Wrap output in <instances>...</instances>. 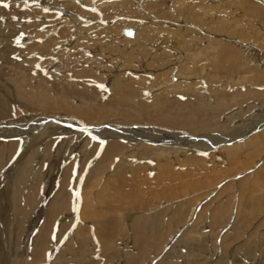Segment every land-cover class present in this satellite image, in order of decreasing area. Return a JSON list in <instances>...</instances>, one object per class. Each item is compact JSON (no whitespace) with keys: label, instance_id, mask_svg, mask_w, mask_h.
I'll return each instance as SVG.
<instances>
[{"label":"rangeland","instance_id":"rangeland-1","mask_svg":"<svg viewBox=\"0 0 264 264\" xmlns=\"http://www.w3.org/2000/svg\"><path fill=\"white\" fill-rule=\"evenodd\" d=\"M48 1L59 2L61 4V0H48ZM83 1H86V3L82 10L84 12L90 13L91 15L95 11L96 20L91 23L84 24L83 26H85V28L87 29L84 28L85 31L79 37H85L84 39L85 42L87 41L94 42V40L95 41L97 40L96 42L97 46L94 47L93 45H90V47L93 49L88 50L87 49L88 42H87L83 47L80 48V44H82L84 40L82 41L81 39H78V35L66 36L65 34H63L60 36L57 33H52V32H49L44 36H37L36 33L33 32L32 34H34L37 38L36 41L38 43H41L43 42L42 38L45 37L51 38L52 40L50 41V46L55 43L53 39H55L56 37H58L60 40L66 41V43L63 45H65V51H67L66 52L67 54L65 55L63 54V58H61V61L63 63L61 67L64 68V71H65V67H66V71H68V68L70 69V72L72 74L71 78L74 81L78 80V76L76 72H73V69H77L78 67H80L78 68L80 72H84L87 76L89 77L91 76L95 79L98 78L97 79L98 82L95 84L96 86H99V88L96 91V96L103 100L104 98L105 99L107 98V94H112V92L110 91L108 92L104 85L107 78L105 79L103 84H100L102 80V75H111L109 78L113 76V79L116 78L118 80L121 79L120 84L126 83L127 85H137V86L141 85L142 80H147V82L152 80V82L149 83L148 90L151 88L150 91H155L154 92L155 95L160 93H166V91H162V86L164 84L162 83V81L165 80L167 76L165 75L160 77V74L165 70V68L164 69L159 68L156 70L150 69L145 71L144 68H142V63L140 59L129 58L131 56L128 55L127 53L134 54L136 50L131 49L128 52H126L129 45H126L125 42L127 41V39H132V38L125 37L121 31H120V36H117V38H120L122 41L120 40L110 41L109 38H101L102 35L98 34V33H102L101 31H99V27L104 28L105 24L103 22L104 20L99 19L100 17L97 11L98 10L97 4L100 2L104 3V1L106 3H110V2H117L120 0H116V1L83 0ZM165 1L167 2H165V4H162V2H164L162 0H147L145 2V5L142 6L140 9L136 7L135 3L123 7H119L116 11L119 15L122 16V18H118V19L128 21L129 9L133 5L132 9L136 10V12L138 13H143V12L150 13L149 16L142 17V19L136 20L137 22L142 24H148L150 22H156V24L162 23L160 21L161 18H167L170 20L173 19L180 20L184 12L180 15H177V17H175L171 13L172 9L170 5L171 4L174 5L176 3L175 2L176 0L174 1L165 0ZM241 1L242 0H240V2ZM244 1L245 2L250 1L251 3L255 4V0H244ZM236 2L238 3V0H236ZM236 2L235 0H178L176 3L177 6L175 5L174 7L177 10L178 6L181 3H183V5L179 6L181 10L187 7L189 9L187 13H193L195 18H201V19L204 18L205 11L209 12V16H207V18L205 19V25L203 27V30L207 33L206 35H204L205 37H207L204 41L207 44L211 43L212 46V44L215 42V45L222 46L225 42H229V41L237 42L234 39V38L239 39L236 33L243 32L246 36H248L247 38L249 40L246 43H241V46L255 53L257 52L256 54L259 55L258 54L259 47H261L260 43L262 39H264V34L263 31L261 32L257 31L256 26L258 25L261 26L262 22L255 20L251 22L248 21L244 22V18L246 16L243 12L244 6L235 7V4H237ZM0 6L5 7L1 3ZM159 6H165V9L160 13L158 9ZM1 7H0V13L4 11L2 10ZM239 8L240 11H238ZM208 9L211 11H208ZM5 10H7V8H5ZM42 11L45 12V16L43 18L39 17L37 19H31L28 16L27 18L24 19L26 15L13 16L14 19L18 20L17 24L16 23L9 24L10 22L9 20H5L3 19V17L0 18V126L5 128L4 131H0V142L5 144L10 141L20 142L21 139L23 141V139L27 137L26 135H23L21 138V134L24 133V131L21 129V126H18L17 128L19 129H17L12 127V125L14 124L19 125L20 124L19 122H21L22 119H25V117L31 119L33 118L32 124L34 125L35 118L39 119L43 115L39 111L38 113H40V115L37 112H33V111L31 112L32 107L34 106L28 104L25 98H22L20 96L21 94L20 95L18 94L20 85H22L23 83L21 84V82L17 80V78L20 75H23V77L25 75L28 77V80H31L33 83L37 77L35 71L40 70L39 68L41 67V64L44 63V61L46 63L52 61L50 55H44L42 53H39V56H36L32 54L30 59H35L30 64L31 68L35 70L32 73H30V70L26 67L25 64H23V61L25 60V56L22 55H26L27 53L26 52L21 53V52L25 50V46L27 45L28 41L31 38V34L29 33L30 29L31 28L35 29L33 27L35 25L37 26V32H38L42 29V27H48L50 22L49 15L54 13V11L47 10L46 8H43ZM9 12L11 13L13 11H9ZM151 15H154L155 19H153ZM67 20L68 21L62 23V25L66 27H70L72 22L69 18H67ZM221 21L226 22V26L223 28L221 27ZM92 25H97V26L93 28L94 26ZM250 25H252L253 28H251ZM218 26H220L223 29V31L219 29ZM134 28L135 27H131V29ZM134 30L137 31L136 28ZM193 30H194L193 32H187L186 34H183L182 32L181 36L182 37L186 36L197 42L198 40L196 39V36L202 33H200L198 29H193ZM96 32L97 34H93ZM70 34H72V32H70ZM102 39H105L106 42L99 46L98 43H101ZM180 43H182V41H180L179 39V44ZM114 45H118L121 48L124 47L123 51L121 53H113L114 55L110 54L112 53V50H117L113 48ZM165 45H168V41H166ZM108 46L112 47L110 53L107 52V50H109L107 49ZM49 51L51 50H48V52ZM162 51L163 52L159 54V56L162 57L167 56L165 50ZM210 53L214 54L215 52H213V50L211 49ZM246 57L247 56L244 55L242 56V58H240V60L246 59ZM52 62H56V61H52ZM103 65H108L109 67L105 68V66ZM41 68L44 69L45 66H42ZM118 68L121 69L119 71H116ZM242 68L243 67H241V69ZM90 69L93 70L92 73H90L89 71ZM171 73L183 79L182 72H180L178 69L172 70ZM150 74L153 76H151ZM156 74L159 75L157 76ZM251 74L254 75V73ZM91 77H90V81L93 82L92 80L93 78ZM153 77H155V80H153ZM139 78H143V79L139 81ZM210 80L211 82H216L214 81V79H212V75H210ZM235 80L236 79L233 78V81ZM62 81L63 79L61 80V82ZM192 81H193L192 79L187 80L188 84L191 83ZM61 82L59 81L56 87V93L57 94L59 93L58 95L60 94L62 95V93H64L73 100L77 99L78 101L81 102H83L84 100L85 102L87 101L85 97L80 96L78 93L71 94L67 89H63ZM181 83L182 80L179 81L175 80L172 85L175 86ZM41 85L45 87L44 82H42ZM235 86H237V84ZM189 94L194 95L195 92H191ZM262 97L264 96L259 95L254 98L259 100ZM79 98L81 100H79ZM245 99L249 100V97ZM203 100L205 104H207V106L209 105V103L213 102L212 96L204 95V94H203ZM89 101L91 102L90 99L88 100V102ZM263 101L261 100L260 104L263 103ZM118 104L120 106V102H118ZM258 106L260 105H256L253 106L252 108H247V109H244L241 106L240 107L241 110H237L238 105H233L231 107L232 111L229 114H227L226 117H223V119H221L220 122H218V126L215 127V129L209 131L203 130L197 133H190V135L192 136V140L187 144L183 143L182 141L176 144L173 141V139L166 137L164 135L167 134V132H172L179 134V137H177V139L183 138V136H180V134L184 132V129L182 128L160 125L165 127L166 130L160 131L162 135L159 136L157 134L159 130H154L151 127H149L148 130L150 132L149 131H145V132H148L150 134V137L154 141L156 138H159L161 139L162 143L166 145L165 146L166 149L168 148V146L172 147L173 152H171L170 154H163L164 156L161 157L165 161L164 162L159 161L158 164L164 165V168L167 167L166 170L170 169L168 172H175V174H178L176 179L171 180L172 177H169L170 174L167 172H166L167 175L166 173H164L166 178L160 177L156 179L154 176L157 175L158 172L154 173V170H156L155 167L151 166L150 162L145 161L146 163L145 166H148V168L137 171L136 173L133 172V174L126 173V175H124L125 177H122L123 175L119 173L115 175H111V174L107 176L104 175L100 177L98 181L93 183L91 182L89 189L85 187L83 188V186L85 185L83 181H84V176L86 175L87 172V165L89 164V162L94 161L95 163H97L101 160V157L104 153L103 144L106 143H98L95 149L94 148L91 149V148H87L88 147L87 144H84L82 142L80 143L79 142L80 140L77 139L69 140V142H67L68 140L60 139V137L58 139L57 138L58 133L62 132V129H65L67 127L68 122L71 123V121L68 120L77 119V117L75 118L73 116L66 118L62 117L67 120L65 122V125L59 124L56 122V119H53V126L57 130H55L54 127H51L50 129H54L52 135L56 140L58 139L57 140L58 144L56 146L48 143L42 145L38 144L36 146L37 144L36 142L35 145H32L33 147L31 146L30 148H27V150L29 149V151H27L25 150L26 147L23 146L21 143H19V145L16 147V150L11 151L12 152L11 155L8 154L7 156V154H5L3 156L4 158L3 157L0 158V264H37V263L52 264V261L53 262L55 261L56 264H62V262L63 264H67L68 260H69L68 264H74V263L77 264V262L78 264H81L82 261L84 264L87 263L88 264L89 263L90 264H125V259L132 258L136 254L133 248H131L129 242L131 240L130 239L131 235H133L131 231L132 229L129 230V227L132 224L131 218L133 216L136 219V216L143 214H145L147 218L145 219L146 220L145 222L144 221L141 222V223L144 222L143 224H145L142 230L143 232H141V236L148 244L150 254H148L147 256L148 258L146 257L145 262L142 263L194 264L193 261H195L196 259L191 262L192 259H194L195 257L199 259L203 258V253L211 252L212 251L211 249H213L212 247H214V244H212L213 240L210 241L211 240L210 238H212L211 237L212 233L213 234L217 233L218 229H216L217 228L216 226L212 227L211 225H209L207 227V225L204 224L205 219L208 216L207 212L211 213L210 210L213 207L206 209L207 210L206 212L205 211L202 212V215L204 214L202 217L203 219L201 218L199 219V221L195 223V225H197V228L195 229V233L192 236L194 238L195 237L200 238L199 232H201L203 236L206 235L208 232L207 235H209L210 238L207 235L205 236L208 239L207 247L205 248H203L201 239L200 241H197V243H186L185 241H183V239L179 240L181 239L179 238V236L183 238L182 235L185 234L184 229L187 228V225H189L187 223L184 226V229L181 228L184 223L180 224L177 227L179 228L177 230L178 233H176V236L174 237L175 232L173 231L171 226L169 227L167 226L170 218L169 216H171V214L175 211L174 209L178 208V210L180 209L179 211H181L182 208H183L182 210H184V208H187L186 206H189L190 208L199 207V206H203L201 205L203 201L208 202V197L205 194V192L202 190V188L204 187L200 185L202 184L205 185L206 183L211 181L214 177H216L217 172H215V170L218 171L219 169L220 170L227 169V164H226L227 153H223V155L220 158L219 157L215 158L216 153L218 152L221 153L225 150H231L232 146H234L235 144L237 145L242 144L241 146H238L239 149L242 151V158L249 159V156L253 158H258L260 156L262 149L255 152V145L251 143V138L253 137V139L255 140V136H259V133H261L264 130V126L263 129L261 130H259V126L253 128V130H251V127L246 128V126H248L252 120L259 118L263 115V108ZM120 108L121 110L123 108L128 112L132 113L134 117L140 118L139 115L135 114L134 109H129V107H126L125 105L120 106ZM203 112H205V108L201 109V111L198 113V118L206 122V120L203 118ZM259 113L260 115L257 116ZM54 118H58V117L56 116ZM210 118L211 117L208 116V119ZM197 123L199 124L200 122L198 121ZM147 124H154V123H147ZM73 125L75 126V124ZM145 125L146 124H144V126ZM119 127L120 126L118 125L117 128ZM66 129L68 130V128ZM66 129L65 132H63L64 136H62L65 138L67 132ZM191 130L194 129L191 128ZM243 130L246 132V135L235 141H231V139L224 140L222 138L216 137L217 135L231 136V134L243 132ZM254 130H256L257 132H253ZM203 135H212L215 137L209 138L208 136H206L205 138L203 137L200 138V136ZM119 136L124 137L125 139L127 138L126 134H121ZM147 137L148 138L146 139L147 141H149L150 137L149 136ZM55 139H53V142H56ZM109 141H117L118 143H122L123 139L121 140L110 139ZM91 146L92 145H90V147ZM44 152H46V154ZM4 153L5 151L0 150V157ZM235 157L238 156L234 155L230 158L233 159ZM119 161L120 159L115 156L112 165H114ZM223 163L225 164V166ZM141 166L145 168L144 165ZM149 170L152 172V174L150 172L148 173V175H146L147 173L145 171L149 172ZM26 172L27 174L25 175ZM109 173L112 172L110 171ZM143 178L147 179L146 182L142 180ZM218 178H221V175H219ZM185 180H188L189 182L191 181L190 183L191 186L187 184L188 187H186L184 183L185 182L187 183V181ZM17 181L23 183L24 192L18 194L20 196L19 197L16 196L17 197L16 198L13 195L14 188L12 187ZM216 181H218L217 184L219 183L218 187L221 186L223 183L221 182V180H220L221 183L219 182V180ZM260 186H262L261 188H264V185H260ZM182 187L185 188L183 189ZM31 189H33V191ZM219 190L220 189H217L218 193ZM236 194H237V188L236 185L232 182L231 186L224 193V196L232 200L231 212H230L232 221H230V223L227 224L228 231L227 230L223 231V232L227 231L228 232L227 235L230 236H231V222L235 221L233 219L235 218V212L237 210L236 203L238 202L236 200ZM214 195L215 194H213V196ZM84 198L86 200L88 199L89 201L88 203L90 204V207L87 209L88 214L90 215L98 214L100 216H105V219H117L120 220V223L122 222V227L124 226L125 229H123V232L119 237L109 241L105 240L103 237H100L101 235L100 236L98 235L100 230H102V232L104 231V227H105L104 224L97 221L95 222L93 220L83 219L81 217V213L83 212L81 209L83 206ZM185 203H188V205H186ZM18 211L22 213L21 216L16 213ZM80 217L82 219H80ZM234 224L236 226H240L236 223ZM166 226H167V230L172 229L173 233L170 232V234H173V237L175 238V240L172 237L169 238L170 241L174 240L175 243L173 242L172 245L171 242L169 246L168 245L166 246L167 248L165 247L164 243L163 244L159 243V239L157 237L155 238L150 234V232L158 233L157 231L160 230L166 231V229L164 228ZM101 227H103V229ZM82 229L86 230L85 244L80 243L81 238L79 237V235L75 234L76 232H81L82 234H85V232ZM259 230H261L259 233L262 234V231H264V219L260 222L258 229L254 231H259ZM148 231H149V235H148ZM251 231L252 230H250L249 232L250 235H252L253 233ZM246 233L249 234L247 231H245V234ZM195 234H197V236H195ZM238 234L240 235L242 234L241 235L242 238L244 232ZM148 237L151 239L148 240L149 239ZM42 240H43L42 245L44 247L43 248L44 252L42 253L40 259H35L33 257L34 250L40 248L39 246L41 245L39 244L41 243ZM216 243L219 244L220 241L216 240ZM247 245L249 248L248 243ZM200 247H201L200 251L202 250L201 252L199 251ZM190 249H194V250L190 251ZM203 249L206 252H204ZM249 249H251L254 252L253 254H255V258L250 259L251 263L255 264L257 263V260L261 258L260 254H264V248H260V249L249 248ZM48 251L49 254L52 255L51 258H49V254H45ZM73 251H75V253L71 254V252ZM81 252L83 254H81ZM115 252L116 254L115 256H113L114 255L113 253ZM199 252L201 254H199ZM196 253L197 255L195 256ZM68 254L71 256H68ZM235 255L237 256L234 257L235 261L234 263L233 262L232 263L244 264L245 261L249 259L250 253L248 250L244 251L243 249L242 251L239 250L235 252ZM71 259L72 260L76 259V260L72 261ZM184 260L185 261L188 260V261L185 262ZM228 262H230L229 259Z\"/></svg>","mask_w":264,"mask_h":264},{"label":"bare ground","instance_id":"bare-ground-1","mask_svg":"<svg viewBox=\"0 0 264 264\" xmlns=\"http://www.w3.org/2000/svg\"><path fill=\"white\" fill-rule=\"evenodd\" d=\"M146 1L147 0H120L117 2L110 3H106L105 1L104 3H98L97 11L100 17L99 19L104 20L103 22L105 24L104 28L98 26L99 31L102 32L98 34L102 35L101 38H109L110 41H122L120 38H117V36H120V31L123 34V29H131V27H135L137 31L134 30L135 28L133 29V36L127 37L124 35L127 38H132L127 39V41L125 42L126 45H129L126 52L131 49L136 50L134 54H127L131 56L129 57L130 59H140L142 63V68H144L145 71L150 69L156 70L159 68H165V70L160 74V77L165 75L167 76V78L162 81V83H164L162 86V91H166V93H160L155 95V91H150L151 88L148 90L149 83L152 82V80H150L149 82H147V80H142L141 85L137 86L127 85L126 83L120 84L121 79H113V76L109 78L111 75H102V80L100 84H103V82L107 78L104 85L108 92H112V94L105 93L107 94V98H104L103 100L96 96V91L99 86H96L95 84L98 82V78L95 79L90 76L91 78H93V82H91L90 77L87 76L84 72H80V70L78 69L80 67H78L77 69H73V72H76L78 76V80L74 81L71 78L72 74L70 72V69L68 68V71H66L65 67L64 71V68L61 67V65L63 64L61 58H63V54H67V51H65V45H63L66 43V41L60 40L58 37H56L55 39H53L55 43L50 46V41L52 40L51 38H42L43 42L38 43L36 41V36L32 34L34 32L37 36H44L49 32H52L57 33L60 36L63 34H65L66 36L78 35V39H81L83 41L85 37H79L82 35L85 29H87L83 25L96 20L95 11L91 15L90 13L84 12L82 10L85 6L86 1L61 0V5L59 2H51L48 0H0V3L5 6H0L2 10H4L2 11V13H0V18L3 17V19L9 20V24L18 23V20L13 18V16L16 15H26L24 19L28 16L31 19H37L39 17L43 18L45 16V12L42 11L43 8L54 11L53 14L49 15L50 22L48 27H42L41 30L43 31L40 30L37 32V26L35 25L33 26L35 29H30L29 33L31 34V38L25 46V50L21 53H27L26 55H22L25 56L23 64H25L26 67L30 70V73L35 71L30 66L31 62L35 60L30 59L32 54L36 56H39V53H42L44 55H50L51 60L56 61H49L48 63L44 61V63L41 64V67L45 66V68L42 69L40 67L39 69L41 71H35L37 77L33 83L31 80H28V77L25 75L24 77L23 75H20L17 78V80L20 81L21 84L23 83L22 85H20L18 94H21L20 96L22 98H25L28 104L34 106L32 107L31 112L33 111L38 113L39 111L43 115L39 119L35 118L34 125L32 124L33 118L31 119L27 117H25V119H22L21 122H19V125H12V127L14 128L21 126V129L24 131V133L21 134V138L23 135H26L27 137L24 138L23 141L21 139L20 142L10 141L6 144L0 142V150L5 151V153L0 158H2L5 154H7V156L8 154L11 155V151H15L19 143L25 146V150H27V148H30L32 145H35L36 142V146L38 144L42 145L46 143L53 144L54 146H56L58 144L57 140L59 139V137L62 140H68L67 142L72 139H77L80 140V143L82 142L84 144H87L88 147H86L91 149H95L98 143L107 144H103L104 153L101 157V160L97 163H95L94 161L89 162V164L87 165V172L84 176L83 181L85 185L83 186V188L85 187L89 189L91 182L93 183L98 181L100 177L104 175H115L119 173L123 175L122 177H125L124 175H126V173L133 174V172L136 173L137 171L146 169L148 168V166H145V161L150 162V165L155 167L156 170H154V173L158 172V174L154 176L156 179L160 177L166 178L164 173L167 172L170 174L169 177H172V180L176 179L178 174H175V172H168L170 169L166 170L167 167L164 168V165L158 164L159 161H165L161 157L164 156L163 154H170L171 152H173L172 147L168 146V148L166 149V145L163 144L161 139L159 138H156L154 141L150 137V134L148 132H145L149 131V127L154 130H159L157 133L159 136L162 135L160 131L166 130V128L163 126L182 128L184 129V132L181 133L180 136H183V138L177 139V137H179V134L172 132H167V134L164 135L173 139L176 144L181 141L187 144L192 140V136L190 135V133H197L203 130L209 131L215 129V127L218 126V122H220L223 117H226V115L232 111L231 107L233 105H238L237 110H241V106L244 109H247L252 108L256 105H260L258 107L263 108V115L259 118L252 120L250 124L246 126V128L251 127V130H253V128L259 126V130L263 129L264 97L259 100L255 99L254 97L259 95L264 96V39H262L260 43L261 47H259V55L256 54L257 52L255 53L241 46V43H246L249 40L247 38L248 36H246L243 32L236 33L239 39H234L237 42L229 41L225 42L222 46H217L212 40L214 43L211 46V43L207 44L206 42H204L207 38L204 35H206L207 33L203 30V27L205 25V19L207 18V16H209V12L205 11L204 18L202 19L195 18L193 13H187V11H189L187 7L182 10L179 8V6L183 5V3H181L178 6V9L176 10L174 6L176 5L178 0L175 1L176 3L174 5L171 4L170 6L172 9L171 13L175 17L184 12L180 20H170L167 18H161L160 21L162 23H158L160 25L156 24V22L142 24L137 22L136 20L142 19V17L149 16L150 13H138L136 12V10L132 9L133 5L129 9L128 21L118 19L122 18V16L119 15L116 11L119 7L135 3L136 7L140 9L142 6L145 5ZM162 1H164L162 2V4H165V2H167L165 0ZM239 6H244L243 12L246 15L244 18V22H251L254 20L261 21L262 27L259 25L256 27L257 31H263L264 34V0H255V4L251 3L250 1L245 2L244 0H242L240 2V0H238V3L235 4V7ZM5 8H7V10H5ZM158 9L160 13L165 9V6H159ZM8 10L13 12L10 13ZM208 11L211 10L208 9ZM238 11H240V8L238 9ZM151 17L155 19L154 15H151ZM67 18H69L72 22L70 27L62 25V23L68 21ZM92 26H94L93 28H95L97 25ZM225 26L226 22L221 21V27L223 28ZM250 26L251 28H253L252 25ZM221 27L218 26V28L223 31ZM193 29H198L200 33H202L196 36V39L198 40L197 42L186 36H181L182 32L183 34H186L187 32H193ZM70 32H72V34H70ZM93 34H97V32ZM179 39L180 41H182V43L180 44ZM166 41H168V45H165ZM87 42H85L84 40V42L80 44V48L83 47ZM90 42H88V50L93 49L90 47V45H93L94 47L97 46V40H94V42ZM105 42L106 40L102 39V42L98 43V45L100 46ZM113 48L117 50H112V53H110L112 47L108 46L107 49L109 50H107V52L114 55L113 53H121L124 49V47L121 48L118 45H114ZM211 49L213 50V52H215L214 54L210 53ZM48 50L51 51L48 52ZM162 50H165L167 56H159V54L163 52ZM244 55L247 56L246 59L240 60V58H242V56ZM103 66H105V68L109 67L108 65ZM241 67L243 68L241 69ZM120 69L121 68H118L116 71H119ZM174 69H178L180 72H182V77L184 80L182 78H179L177 75L175 76L171 73V71ZM89 71L90 73L93 72L92 69H90ZM251 73H254V75ZM156 75L158 76L159 74ZM210 75H212V79H214V81L216 82H211ZM233 78H235L236 80L233 81ZM62 79L63 81L61 82ZM141 79L143 78H139V81H141ZM189 79H192L193 81L188 84L187 80ZM153 80H155V77H153ZM175 80H182V83L173 86L172 84ZM41 81L44 82L46 88L41 85ZM59 81L61 82L63 89H67L71 94L78 93L80 96L85 97L87 101L85 102V100H82L83 102H81L77 99L73 100L64 93H62V95H58L59 93H56V87ZM236 84L237 86H235ZM191 92H195V94L190 95L189 93ZM203 94L212 96L213 102L211 101L212 103H209L208 106L203 100ZM248 97L249 100L245 99ZM89 99L91 100V102H88ZM79 100L81 99L79 98ZM261 100L263 101V103L260 104ZM118 102H120V106L125 105L126 107H129V109H134L135 114L139 115L140 118L134 117L132 113L128 112L123 108L121 110ZM203 108H205V112H203V118L206 120V122L198 118V113ZM38 114L40 115V113ZM259 115L260 113L257 116ZM56 116L58 118H54ZM70 116H73L74 118L77 117V119L68 120L71 121V123H67L66 128H68V130L65 128L67 130L66 138L62 137L64 136L63 132H65V129H62V132L58 133V139L56 140L52 135L54 129H50L51 127H54L53 119H56L57 123L65 125V122L67 121L65 118ZM208 116H210L211 118L208 119ZM198 121L200 122L199 124L197 123ZM73 124H75V126ZM144 124L146 125L144 126ZM118 125L120 126L119 128H117ZM191 128H193L194 130H191ZM4 130L5 128L0 126V131ZM55 130L57 129L55 128ZM253 132L257 131L254 130ZM121 134H126L127 138L125 139L124 137H120L119 135ZM245 135L246 132L243 130V132L231 134V136L217 135L216 137L222 138L224 140L231 139V141H235L244 137ZM147 136L150 137L149 141H147L146 139L148 138ZM206 136H208L209 138L215 137L212 135H203L200 136V138H205ZM53 139H55L56 142H53ZM110 139H123V142L118 143L117 141H109ZM251 143L255 145V152L262 149V152L258 158H253L251 156H249V159L242 158V151L238 147L242 144H235L234 146H232L231 150H225L221 153H216L215 158H220L223 153H227V169L220 170L218 168V171L214 169L215 172H217V176L205 185H200L204 187L200 188H202V190L207 195L208 202L203 201L201 204L203 206L199 207L190 208L189 206H186L187 208H184V210H182V208L181 211H179L180 209L178 210V208L174 209L175 211L171 214V216H169L170 218L167 226H171V228L175 232L174 237L176 236V233H178L177 230L179 228L177 227L180 224L184 223L183 226L181 225V228L184 229V226L187 223L189 225H187V228L184 229L185 234L183 233V238L179 236V238H181L179 240L183 239V241H185L186 243H197V241H200L201 239L203 248H205L207 247L208 243V239L205 236L208 234V232L207 234L205 233L206 235L204 236L201 232H199L200 238H194L192 236L194 235L195 229L197 228V225H195V223L199 221V219H201L204 215H202V212H206V209L213 207L210 210L211 213L207 212L208 216L205 219L204 224H206L207 227L209 225H211L212 227L216 226V229H218L217 233H212V238L207 235L211 239L210 241L213 240L212 244H214V247H212V251L210 250L211 252L203 253V258L199 259L195 257L194 259H192L191 262L196 259L195 261H193L194 264H231L232 262L234 263V257L237 256L235 255V252L239 250L242 251L243 249L244 251L248 250L250 253L249 259L246 260L244 264H254L251 263L250 259L255 258V254H253L254 252L249 248H264V231H262V234L259 233L261 230L254 231L258 229L260 222L264 219V188H261L262 186H260L264 185V130L259 133V136H255V140L252 137ZM90 145L92 146L90 147ZM27 151H29V149ZM44 153L46 154V152ZM234 155H237L238 157L231 159L230 157ZM115 156L119 158L120 161L112 165ZM141 165H144L145 168ZM110 171L113 174L109 173ZM145 172L147 173L146 175H148V173H150L151 171L149 170V172ZM26 174L27 172L25 173V175ZM219 175H221V178H218ZM142 180L146 182L147 179L143 178ZM216 180H219V182L221 180V182H223L222 185L218 187L219 183L217 184L218 181ZM185 181H187V183H184L186 187H188L187 184L191 186V181ZM232 182L236 185L237 188L238 196L236 194V200L238 203H236V219L234 218L233 220L235 221L231 222L230 236L227 235V224L232 221L230 215L232 200L224 196V193L231 186ZM12 188H14V197H19L20 195L18 194L24 192L23 183H20L19 181H17ZM182 188L184 189L185 187ZM217 189H220L221 191L219 190L218 193ZM31 190L33 191V189ZM213 194L215 195L213 196ZM88 202V199H83V206L81 205V210L83 212L81 213V217L83 219L93 220L95 222L97 221L104 224V231L102 232V230H100L102 233L99 231L98 235H101L100 237H103L105 240L109 241L119 237L123 232V229H125L124 226L122 227V222L120 223V220L117 219H105V216H100L98 214H88L87 209L90 207V204ZM185 204L188 205V203ZM16 213L20 216L22 214L19 211ZM81 217L80 219H82ZM146 218L147 216L145 214L136 216V219L133 216L131 218L132 224L130 225L129 230L132 229L131 231L133 235H131V240L129 242L131 248H133L136 254L132 258L125 259V264H141L142 262H145L146 257L148 256V254H150L148 244L141 236V232H143L142 230L145 226V224L143 223L146 221ZM142 221L144 222L141 223ZM234 223L240 226H236ZM167 226L164 227L166 231L160 230L157 231L158 233L150 232L153 237H157L159 239V243H164L165 247L167 245L169 246L171 242L173 245V242L175 240L173 234H170V232L173 233L172 229L167 230ZM101 228L103 229V227ZM82 230L85 232V234H82L81 232H76L75 234L79 235V237L81 238L80 243L85 244L86 230ZM224 230L227 231L223 232ZM250 230H252L251 232H253L252 235H250L249 233ZM245 231H247L249 234H245ZM237 232H244L243 237L241 238L242 234L240 235ZM197 234H195V236H197ZM170 237H172L174 240L170 241ZM150 239L151 238H149L148 240ZM243 239L246 240L244 241ZM216 240L220 241V243H216ZM42 243L43 240L39 244L41 245L39 246L40 248L34 250L33 257L35 259H40L42 253L44 252V247ZM247 243L249 244V248ZM200 249L201 247L199 248V251ZM192 250L194 249H190V251ZM200 252L199 254H201ZM204 252L206 251L204 250ZM73 253H75V251L71 252V254ZM45 254H49V251ZM81 254L83 253L81 252ZM113 254V256H115L116 252ZM196 255L197 253L195 254V256ZM260 255L261 258H259L258 260L256 259L257 263L255 264H264V254ZM68 256L71 255L68 254ZM51 257L52 255L49 254V258ZM228 259L230 260V262H228ZM52 264H56L55 261H52ZM81 264H84L83 261L81 262Z\"/></svg>","mask_w":264,"mask_h":264},{"label":"water","instance_id":"water-1","mask_svg":"<svg viewBox=\"0 0 264 264\" xmlns=\"http://www.w3.org/2000/svg\"><path fill=\"white\" fill-rule=\"evenodd\" d=\"M125 33H126L127 35H131V34H132V33L130 32V30H126Z\"/></svg>","mask_w":264,"mask_h":264}]
</instances>
